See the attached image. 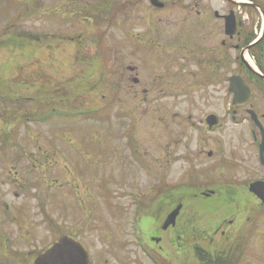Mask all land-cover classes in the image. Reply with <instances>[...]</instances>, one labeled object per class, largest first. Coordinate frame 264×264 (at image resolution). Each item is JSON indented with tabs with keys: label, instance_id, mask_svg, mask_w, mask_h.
<instances>
[{
	"label": "rangeland",
	"instance_id": "1",
	"mask_svg": "<svg viewBox=\"0 0 264 264\" xmlns=\"http://www.w3.org/2000/svg\"><path fill=\"white\" fill-rule=\"evenodd\" d=\"M75 1L0 0V158L11 171L0 185L10 190V243L13 252L38 255L67 236L91 264H155L144 247L161 263L141 231L142 216L161 191L175 197L180 186L228 183L230 118L191 96L170 93L157 107L131 93L114 75L122 39L113 1L92 16L87 5L98 2ZM212 111L222 124L208 133L198 123ZM166 241V263L184 264ZM251 243L238 264H264V243Z\"/></svg>",
	"mask_w": 264,
	"mask_h": 264
},
{
	"label": "flooded vegetation",
	"instance_id": "2",
	"mask_svg": "<svg viewBox=\"0 0 264 264\" xmlns=\"http://www.w3.org/2000/svg\"><path fill=\"white\" fill-rule=\"evenodd\" d=\"M95 1L98 5H87L91 14L103 11L104 0ZM112 1L108 8H115L122 39L114 57V75L120 83L157 107L163 106L161 97L174 93L191 96L205 109L223 107L230 118L228 183L211 190L180 186L175 197L163 191L157 194L141 225L149 250L169 262L161 252L170 239L184 264L190 260L205 264L203 259L236 264L238 256L243 259L249 253L252 241L264 243V201L249 191L252 183H264V0H127L118 5ZM5 112L0 111L1 118ZM211 115L219 118L213 128L207 125ZM198 124L208 133L215 132L221 128V116L212 111ZM5 162L0 158V176L11 173L2 168ZM190 188L195 196L188 194ZM9 191L0 185V264H34L40 250L26 256L13 252ZM198 195L204 202H195ZM178 208L176 225L164 230L167 218ZM157 218L159 223L154 222ZM22 236L31 238L29 233Z\"/></svg>",
	"mask_w": 264,
	"mask_h": 264
},
{
	"label": "water",
	"instance_id": "3",
	"mask_svg": "<svg viewBox=\"0 0 264 264\" xmlns=\"http://www.w3.org/2000/svg\"><path fill=\"white\" fill-rule=\"evenodd\" d=\"M207 123L212 128L217 125L218 119L215 116H210L207 119ZM209 156L211 157L212 153ZM250 192L264 199V184L259 182L253 183L250 186ZM179 211V209L175 210L168 217L164 229L175 225ZM35 264H89V262L88 255L80 244L75 243L69 238H62L44 255L40 256Z\"/></svg>",
	"mask_w": 264,
	"mask_h": 264
},
{
	"label": "trees",
	"instance_id": "4",
	"mask_svg": "<svg viewBox=\"0 0 264 264\" xmlns=\"http://www.w3.org/2000/svg\"><path fill=\"white\" fill-rule=\"evenodd\" d=\"M29 36V35H27ZM31 39H33L34 41H36L37 43H41V37H33V36H30ZM205 261V264H215L216 262L211 259L210 261H208L207 259H203ZM227 263V260L224 259V260H220V262H217V264H226Z\"/></svg>",
	"mask_w": 264,
	"mask_h": 264
}]
</instances>
